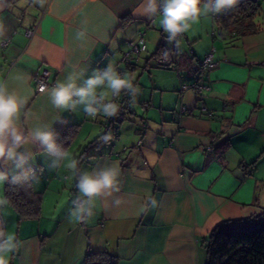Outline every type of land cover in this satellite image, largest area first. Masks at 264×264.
<instances>
[{"label":"crops","instance_id":"crops-1","mask_svg":"<svg viewBox=\"0 0 264 264\" xmlns=\"http://www.w3.org/2000/svg\"><path fill=\"white\" fill-rule=\"evenodd\" d=\"M258 2L264 13V0ZM143 4L18 0L8 6L0 0V84L27 101L18 121L25 134L48 128L56 141L68 124L79 125L77 138L97 134L101 117H89L80 104L56 108L50 91L70 75L79 87L109 64L126 67L124 51L140 31L158 42L154 53L169 33L159 16L139 14ZM200 17L169 41L176 74L160 68L152 55L138 56L130 73L138 89L136 115H129L119 143L109 142L80 161L75 179L61 178L59 169L41 179L50 156L38 142L21 149L43 202L40 216L22 220L13 206L0 205V228L19 245L9 264H85L88 254L101 251L117 256L118 264H206L203 241L213 228L264 214V28L234 36L213 13ZM211 49L217 65L205 73L210 89L203 97L193 88L181 91ZM45 70L50 86L37 92L34 75ZM141 121L148 126L143 137ZM140 139V150L125 157L124 147ZM116 167L114 189L91 199L80 193L76 185L84 172ZM2 170L12 175L20 168L9 164ZM77 197L91 213L79 220L72 216Z\"/></svg>","mask_w":264,"mask_h":264},{"label":"clouds","instance_id":"clouds-1","mask_svg":"<svg viewBox=\"0 0 264 264\" xmlns=\"http://www.w3.org/2000/svg\"><path fill=\"white\" fill-rule=\"evenodd\" d=\"M144 0L140 15L151 20L159 16L160 26L164 32L170 33L169 40L177 35L187 32L191 25L197 22L201 15L208 13L218 14L226 8L233 7L237 0ZM136 13L137 10H134ZM179 43V42H178ZM134 77L121 74L109 64L102 70H96L87 78L83 86H77L76 77L69 76L67 82H59L50 91L52 104L56 108H75L80 104L84 106L86 114L95 118L98 115L112 117L117 115L120 105L113 102L110 97H120L124 92L134 93L137 87L133 84ZM45 87L40 91L44 92ZM75 98V99H74ZM27 101L15 92L9 91L0 84V185L9 181V172L2 170L3 166L14 164L21 168L28 157L21 149L28 144L38 142L44 151L53 158L50 165L56 168L67 162V166L75 170L78 164L76 159L69 160V152L60 148L54 139V133L48 128H35L27 134L22 130L18 121ZM102 140L112 139L111 133L100 137ZM118 167L108 168L101 172H84L78 178L77 187L80 193L88 198L96 197L105 190L114 189L117 181ZM28 179L26 174H12L11 184H20ZM9 203L6 197H0V205ZM91 215L84 205H80L72 216L79 220L81 214ZM16 237L5 228H0V264H9V255L18 248Z\"/></svg>","mask_w":264,"mask_h":264},{"label":"trees","instance_id":"trees-1","mask_svg":"<svg viewBox=\"0 0 264 264\" xmlns=\"http://www.w3.org/2000/svg\"><path fill=\"white\" fill-rule=\"evenodd\" d=\"M4 1L10 6L18 0ZM213 15L215 16L216 22L234 36H244L264 28V13L258 0H237V3L233 7L224 9L223 13L220 12ZM168 36H170V33L164 37ZM180 36L181 34L171 40H178ZM162 40L156 51L152 54V57L157 58L159 66L177 71L179 69L178 60L174 62L172 52L167 43L163 44ZM140 54H136L132 59H126V63L128 64L126 67H121L117 64L115 68L120 67L123 74L132 73L136 68L135 60ZM200 63L201 61L196 69L197 73L193 80L197 77L203 76V79L205 77L207 71H202ZM174 66L175 68H173ZM192 81L183 80L181 83V91L184 82ZM124 96L125 94H121L116 99V103L120 105V108L113 119V125L106 130L104 129L102 119L100 121L102 129H104L102 134L106 135L113 129L112 139L118 137L120 125L130 117L129 115H136L134 93L129 94L127 97ZM131 106L132 108L130 109ZM120 112L123 114L120 115ZM147 128L146 121L139 123L138 132L141 137H143ZM78 132L79 125L68 124L56 139L55 143L60 148L67 150L76 140ZM96 141L98 142V139H95ZM137 143L134 145V149L142 146L141 144L138 147ZM124 151H130V148L125 146ZM251 165L253 167V164ZM19 173L26 174L28 179L20 184H11L9 182L11 175H9V181H6L4 184V197L8 199V204L13 206L17 211L20 220L36 218L41 215L43 192L37 191L34 187L35 173L33 172L32 165L22 166L17 174ZM203 244L208 251L206 264H264V214L251 217L241 222L225 221L209 232ZM85 264H118V258L108 251L95 252L87 255Z\"/></svg>","mask_w":264,"mask_h":264},{"label":"built area","instance_id":"built-area-1","mask_svg":"<svg viewBox=\"0 0 264 264\" xmlns=\"http://www.w3.org/2000/svg\"><path fill=\"white\" fill-rule=\"evenodd\" d=\"M28 34L31 35L33 34V30L32 29H28L27 30ZM145 32L140 31L139 32V38L137 40H129L128 41V48L124 51V60L126 61V59H132L136 54H140L143 51H145L147 49V43L145 41ZM169 39L168 37H164V39L162 40L163 44H166L167 41ZM217 65V61H216V52L215 49H211L205 56L204 58L201 60L200 66L202 68V71H208L213 69L215 66ZM175 68V66L173 67ZM104 69V68H103ZM117 70L123 74V71L121 70L120 67L117 68ZM34 80L36 82V91L37 92H41L40 88L41 87H45L46 90L49 88L50 86V82H49V71L45 70L42 72H37L34 75ZM196 89L201 97L204 96V94L206 93V91H208L210 89V86L208 83L205 82V80L203 79V76L201 77H197L195 78L192 82H184L182 85V90H188V89ZM122 94H125L124 97H127L129 94H131V92H124ZM119 97H112L111 100L113 102H117L116 99H118ZM145 107L147 105H144ZM132 108V106L130 107V109ZM185 106L183 107V110H185ZM204 110L206 111V108H204ZM123 114L122 112H120V115ZM102 118V121L104 122V129L108 130L110 128L111 125H113V119L115 118V116L112 117H106L104 115H98L97 117L94 118V120H98L99 118ZM115 125V123H114ZM116 126V125H115ZM142 144V140L140 139L137 143V146H141ZM210 149V148H209ZM83 204V199L81 197H77L75 199V205L77 207H79L80 205Z\"/></svg>","mask_w":264,"mask_h":264},{"label":"rangeland","instance_id":"rangeland-1","mask_svg":"<svg viewBox=\"0 0 264 264\" xmlns=\"http://www.w3.org/2000/svg\"><path fill=\"white\" fill-rule=\"evenodd\" d=\"M203 2L204 1H202V3H201V7H203ZM210 14H212V13H209V15ZM203 16V15H202ZM201 18V17H200ZM199 18V19H200ZM194 24V23H193ZM191 27H192V25H191ZM182 35V34H181ZM146 42L148 43V44H150V48L148 49V51H143L142 53H143V55L141 54V57H146V56H151L152 55V53H153V51L155 50V48H156V46H157V44H158V42H155V41H153L152 40V38L150 37L149 38V36H147L146 38ZM170 41V40H169ZM167 42V45H169V43L170 42ZM145 52V53H144ZM121 58H122V55H121V57H120V60H121ZM122 61V60H121ZM122 62H124V61H122ZM152 62L153 63H155V60H152ZM156 66V65H155ZM123 67H124V65H123ZM160 68H166V67H163V66H161ZM168 71H171V72H173V73H175L176 74V71L175 70H173V69H168ZM127 75H129L130 76V74H128V73H126ZM126 122V123H125ZM125 122H123L121 125H120V128H119V131H118V133H119V135L121 136L122 134H123V132L125 131V129H127L128 128V126H130L129 124H130V122H129V119H127ZM125 123V125L122 127V125ZM135 125V124H134ZM132 126V125H131ZM122 127V128H121ZM133 127V126H132ZM131 128V127H130ZM133 128H136V127H133ZM132 128V129H133ZM131 129V132H133V130ZM112 130L113 129H111L109 132H108V134H106V135H104V134H102L103 132H104V129H102V127L101 128H98V132H97V134H93L92 136H87L86 138H76V140L74 141V143L67 149V151L69 152V160H71V159H76L77 161H78V164H77V167H76V169L75 170H72V169H70L68 166H67V162L65 163V164H61L60 166H58V167H56V168H51L50 167V165H51V163H52V160H53V158L50 156V158H48L47 160H45V162H46V168L41 172L40 171V173H38V177H40L41 179H44L46 176H48V175H50V177H51V175L53 176L54 175V171H55V169L57 170V169H59L60 170V176H61V178H68V177H71V180L72 179H75L76 178V174H77V171H78V166H79V163H80V161L87 155V156H91V155H89V153H92L94 150H98V149H103L105 146H106V144L107 143H109V142H113V141H115V142H117V143H119L118 142V140H119V135H118V137H115V138H113V139H109V140H107V141H105V140H102L100 137H102V136H107V135H109V133H111V136H112V134H113V132H112ZM133 134V133H132ZM138 138H139V136H138ZM95 139H98V142L96 141L95 142ZM138 141V140H137ZM137 141L134 143V145H136V143H137ZM133 143V142H132ZM134 145H127L128 146V148H130V151H124V149H123V153H124V156L126 157L127 155L129 156L131 153H133V152H135V151H138V150H140V148H136V149H134ZM83 162V161H82ZM81 162V163H82ZM54 172V173H53Z\"/></svg>","mask_w":264,"mask_h":264}]
</instances>
